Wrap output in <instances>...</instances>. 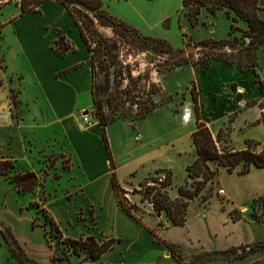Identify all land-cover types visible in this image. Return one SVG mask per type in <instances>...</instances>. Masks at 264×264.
<instances>
[{"label":"crops","instance_id":"0c3cea01","mask_svg":"<svg viewBox=\"0 0 264 264\" xmlns=\"http://www.w3.org/2000/svg\"><path fill=\"white\" fill-rule=\"evenodd\" d=\"M20 1L12 3L10 0H0V160L13 161L16 171L29 170L39 174L42 149L47 146L50 152L62 151L70 158V167H60L56 180H71L72 192L77 193L79 190L95 202L93 197L107 188L114 193L118 204V197L112 187L113 170L101 124L96 119L90 125H85L82 119V115L88 113L87 108H93V73L90 54L80 33L76 26L75 30L71 28L69 31H73L76 36L73 40L68 31L47 16L45 10H60L62 7L66 10L60 1H45L38 7L39 12H22ZM47 32L51 34L49 40L45 36ZM61 35L70 38L76 49L74 52L61 56L55 51L52 41ZM78 64V68L59 74ZM196 79L200 86L199 105L203 107L204 118L218 147L226 142L225 139L220 140L219 135L228 127L229 141L234 149H244L247 139L258 138L255 134L257 130L261 133L258 139L264 143V124L257 123L262 112L260 106L255 126L249 127V123L254 121L249 108L233 105L234 101L217 96V100L208 101L206 95L210 93H205L204 78ZM211 83L217 87L216 83ZM14 91L19 101L17 107L12 101ZM213 91L215 93L218 90ZM185 93L181 99L177 94H171V101L144 118L135 121L118 119L107 125L106 134L116 166L115 172L122 187L140 186L149 177L161 174L159 171H170L172 184L168 192L174 200L180 196V187L194 180L189 175L188 167L199 155L193 136L197 122L193 95L189 97L187 94L185 97ZM85 94L91 99L90 104L80 103V96ZM237 101L241 103L244 98ZM224 103L227 105L226 114L219 120L218 106ZM185 107H190V115L185 114ZM231 113H235L233 121L230 120ZM236 134L241 140L238 145L233 139ZM43 135L45 137L41 139ZM208 164L218 171L212 184L221 186V175L225 173L229 176L226 181L228 187L225 188L227 200L221 202L216 194L210 198L209 206L205 205L206 202L200 204L192 201L187 209L185 225H173L169 217L164 220L167 238L183 246V242L173 238L170 233L175 228H187L190 233L189 211L192 204H198L197 226L206 235L212 228L220 242L219 246H202L199 250H227L264 242V221H257L251 213L244 212L255 198L264 195V181L251 178L254 172L264 168L253 166L249 173L239 174L238 170L230 173L227 168L219 166L217 160H209ZM10 177L0 175V264H21L2 236L1 222L11 227L26 253L37 262L36 239L42 236L44 246H47V240L45 231L33 223L34 210L29 206L34 198L33 193H19ZM236 178H242L239 181L242 185L238 189L232 185ZM235 209L239 210L235 215L240 214L241 218L234 219ZM207 212H212L210 217H207ZM24 219L27 221L26 231L21 227ZM258 253L250 252L234 261L264 264V251Z\"/></svg>","mask_w":264,"mask_h":264},{"label":"rangeland","instance_id":"374dc122","mask_svg":"<svg viewBox=\"0 0 264 264\" xmlns=\"http://www.w3.org/2000/svg\"><path fill=\"white\" fill-rule=\"evenodd\" d=\"M26 1L29 3L27 4L29 8H35V3L32 2L36 0ZM45 1L55 2L57 0ZM102 1L104 7L114 16L138 28L144 35H152L168 40L175 49H184L186 56L192 53L196 55V57L199 56L200 48L195 46V43L205 38L222 39L235 36L238 37L237 40H234V46L227 47L228 51L240 49L249 41L248 38L244 36V30L248 28V23L243 20L234 22L233 14L229 15L225 9L218 11L216 14L204 11L200 15L199 22L193 25L185 13L182 0ZM10 2L14 3L15 0H10ZM20 2L22 3V0ZM258 6L259 15L264 19V0H259ZM45 12L47 16L54 19V22L58 23L61 28L68 31L73 40H75V34H73V31H69L71 28L75 30V24L67 10L62 7L60 10L51 9L45 10ZM233 24H235L237 28L232 32ZM98 28L106 35H114L112 27L98 24ZM45 36L48 40L51 39L50 32H47ZM56 39H58V36ZM77 40L79 44V39L77 38ZM63 43L71 44L72 41L67 37ZM52 45L55 48H60L63 44L52 41ZM121 53H125L126 55L124 59L125 63H131L130 67H125L126 76L130 73L136 76L140 72L151 69V79L143 81L140 90L148 93L152 82L159 83L163 89L159 94L153 95L155 100L161 101L162 99H166L169 94H173V96L177 94L181 99V97L184 96V92H186L185 97H187V94L191 97L193 88H195L197 92L200 90L196 78H204V85L206 86L205 93H210L206 95V97H208L207 99H209L208 101L217 100L218 97L219 99L223 98L225 100L234 101L235 104L232 103L233 105H240L245 109L249 108L254 117V121L249 123V127L255 126V122L259 117L260 107L258 104H254V101H260L261 91L260 83L254 71L242 72L235 66L228 67L226 64L215 60L211 67L205 71H201L198 67L187 64L172 73L163 75L156 70V65L163 61L160 59L161 57L156 54L139 52L134 47L127 45L126 48H121ZM256 53L258 62L256 71L259 73L260 79L264 81V46L258 48ZM162 59H164V57ZM160 70L162 71L163 67H161ZM103 77V73L99 74V79L102 80ZM216 78L218 81H216ZM211 82L216 83L217 87L213 86ZM126 84L127 79L122 87ZM213 89H217L218 91L214 93ZM238 94H241V98H244V101L241 103L237 101ZM12 95L17 96V92L14 91ZM145 96H147V94H145ZM80 101V103L87 105L90 104L91 99L85 94L80 96ZM182 101L185 103L184 100ZM222 104L218 106L217 111L219 120L225 116V108L227 109V105L225 103L224 105ZM251 105H253V107H250ZM87 110L92 122L96 120L91 107L87 108ZM134 111H137V105L134 106ZM184 111L186 115L191 114L190 107H185ZM200 114L202 120L208 126V121L204 118L205 115L201 104ZM15 116H17V113H15ZM83 116H85V114L82 115V119ZM234 116L235 113H231L230 120L234 118ZM246 128L247 126L243 127L242 130ZM229 132L230 130L228 127L221 133L222 139L226 140V142H222L221 147H219L221 151L234 147L232 142L229 141ZM255 134L258 138L261 137V133H259L258 130L255 131ZM43 137L45 136H40L41 139H43ZM258 138L254 139L263 143V141ZM233 139L237 145L241 142L237 134ZM41 155H43V157L41 158L42 163L38 171V176L43 182V185H37L31 192L34 198L29 205L34 210L33 223L35 220V224L45 231L47 240V246H44L42 236L36 239L37 256L40 262L37 261V264H99L102 262L112 264H151L158 262L160 258L172 260L170 250L166 244L159 243L153 235V233H155L160 239L172 241L167 238L164 233L166 228L164 220H168L166 212H156L153 204L144 197L147 188H149L150 185H155V182H153L151 178H148L143 182V185L140 186L130 185L127 188L123 187L126 191L123 196L127 197L129 201V203L126 204L128 206L132 205V211L137 218V220H135L126 215L121 206L117 204L116 197L111 190L109 191L107 188L102 189L100 195L93 197L96 200L95 202L91 197L79 190L77 193L72 192L70 189L72 187L71 180L66 178L62 181L56 180L55 178L57 174H59L60 167H70L71 160L64 152H50L47 146H45L44 149H42ZM241 168L242 166H239L236 170H240ZM164 174L165 173L154 177H160ZM228 177L229 176L225 173L221 175L219 179L223 183L221 186H216L212 184V181H209L206 188L193 200V202L200 204L206 202L205 205L209 206L210 198L214 197L216 194H218L221 202H225L227 200V194L220 195L218 191L228 187L226 182L229 179ZM178 178L180 179V176ZM251 178L257 181H264V169L254 172ZM241 179L242 178H236L232 183L236 189L240 188L242 185V183L239 182ZM192 182H189V184H192ZM66 187L69 188L65 189ZM194 189L195 188H193V190ZM251 204L249 209H245L244 212L251 213V215L253 212L264 217V200L255 204L254 210ZM199 209L200 207L198 204H192L189 211L190 227L188 230L190 233L187 232V228H175L170 233L173 238L183 242V246L181 247L187 258L204 251L212 250H199L202 246L209 248L220 245L212 228H209L206 235L202 229L197 226ZM210 213L212 214V212H207V217H210ZM159 214H161V216H159ZM163 214L164 217L162 216ZM205 214H203L202 217L205 218ZM26 222V219H24L21 224V227L24 228L25 231ZM55 225L59 226L62 234L57 231ZM88 235H94L100 241L106 238H116L121 239V242L116 243L113 249L96 260L87 258L85 253H82V255L72 253L67 260L53 261V255L66 256L69 254L68 247L64 244L65 237L80 238ZM241 246L240 249L236 250V253H231L229 259L208 260L205 264H241L243 261H234L236 259L233 257L235 254H242L244 251H250L251 248L254 249L253 253L264 251V242ZM168 252L170 255L166 256ZM221 261H226V263Z\"/></svg>","mask_w":264,"mask_h":264},{"label":"trees","instance_id":"16d2710c","mask_svg":"<svg viewBox=\"0 0 264 264\" xmlns=\"http://www.w3.org/2000/svg\"><path fill=\"white\" fill-rule=\"evenodd\" d=\"M69 12L75 26L77 27L80 36L90 54V63L93 73L92 81V97L93 108L92 113L100 122L102 127V135L108 151V156L111 160L112 167V187L118 197V204L131 218L137 220L132 211V205L129 203L125 189L120 184L116 172L115 163L112 152L110 150L109 140L106 134V127L111 122L118 119H129L135 121L146 117L162 104L173 99L170 94L166 99L157 101L153 95L162 92V86L159 83L152 82L148 93L140 90L143 81L151 79V69L145 72H140L136 76L130 73L126 76L125 67L131 66V63H125V53H121V48L132 46L139 52H148L156 54L163 60L156 65V70L165 75L172 73L177 68L187 64L198 67L201 71L210 68L213 61L218 60L227 66L236 65L242 72L254 71L258 82L260 83L261 99L254 101V104H259L262 109L261 117L257 123L264 124V81L260 79L257 68V49L264 46V19L259 15V0H182L183 8L190 22L195 25L199 22L200 15L204 11L216 14L218 11L225 9L229 15L233 14L234 22L239 20L246 21L248 28L244 30V36L248 38V43H245L240 49L228 51V46H234V40L238 37L230 38H205L195 46L200 48V55L196 57L193 53L189 56L185 55L184 49H175L173 45L166 39L155 37L152 35L142 34L138 28L132 26L126 21L119 19L111 14L105 7L102 0H58ZM45 0H36L35 8H29L26 0H22V12H39V7ZM31 4V2H30ZM98 24L112 27L114 35H106L100 31ZM235 24L232 25V32L236 29ZM65 36L61 35L54 42L62 43L60 48H54L55 51L65 56L68 52H74L76 49L71 44H64ZM164 57V59H162ZM80 65H75L72 68L66 69L59 74L67 73L72 69L78 68ZM163 67L161 71L160 68ZM104 74L103 79H99V74ZM58 74V75H59ZM127 84L122 87L125 80ZM147 94V96H145ZM193 100L195 103V113L197 130L194 132V142L198 150V158L188 167L189 175L194 180L192 184H185L180 187V196L176 199H171L168 187L172 184V173L170 171H159L165 173V178L162 175L159 177H149L155 182V185H150L144 197L147 201L153 204L154 210L161 213L163 210L167 212L169 219L173 225H185L187 221V209L191 201H193L206 188L209 181H212L217 170H213L209 164V160H217L219 166L227 168L232 173L239 166V174H247L253 166L264 168V143L247 139L244 149L230 148L221 151L213 137L209 127L202 120L200 114L199 95L192 89ZM241 94L237 95L241 99ZM14 106H18L19 101L16 95H12ZM137 105V111H134V106ZM234 118L231 119L233 121ZM222 133V132H221ZM221 133L219 139L221 140ZM16 165L11 160H0V175L12 176L11 180L15 183L16 189L21 194L32 192L37 185H43L38 174L35 171H16ZM160 175V174H159ZM202 178V179H201ZM143 185V183H142ZM193 188H195L193 190ZM207 197V196H206ZM264 200V195L255 198L252 201L254 210L255 204ZM238 209L233 211L234 219L241 218ZM252 216L257 221H264L263 216H259L252 212ZM2 224V236L9 245L12 253L18 258L21 264H37L25 251L24 247L19 243L14 235L11 227ZM34 225L35 220H34ZM57 231L62 234L58 225H55ZM153 233V232H152ZM159 243H164L171 253L172 260L160 258L156 263L151 264H205L208 260L214 259H229L231 253H236L240 247H234L227 250H211L198 253L190 258L184 254L182 247L172 241L160 239L157 234L153 233ZM121 242L120 239L106 238L102 241L98 240L94 235L82 236L80 238L65 237L64 244L68 247L69 254L66 256L53 255V261H62L69 259L70 254L82 255L86 254L87 258L93 260L101 258L106 252L113 249L116 243ZM2 240L0 239V245ZM244 251L242 254H235L234 258H243L248 253ZM112 264V263H99Z\"/></svg>","mask_w":264,"mask_h":264},{"label":"built area","instance_id":"2783aa9c","mask_svg":"<svg viewBox=\"0 0 264 264\" xmlns=\"http://www.w3.org/2000/svg\"><path fill=\"white\" fill-rule=\"evenodd\" d=\"M83 123L85 125H90L92 123V120L90 119V116H89L88 113L85 116H83ZM163 178H165V174L162 175V179ZM218 192H219L220 195H225L226 194L225 189H220Z\"/></svg>","mask_w":264,"mask_h":264},{"label":"water","instance_id":"95a60500","mask_svg":"<svg viewBox=\"0 0 264 264\" xmlns=\"http://www.w3.org/2000/svg\"><path fill=\"white\" fill-rule=\"evenodd\" d=\"M87 114V112H85V115ZM170 255V253L168 252L167 254H166V256H169Z\"/></svg>","mask_w":264,"mask_h":264}]
</instances>
